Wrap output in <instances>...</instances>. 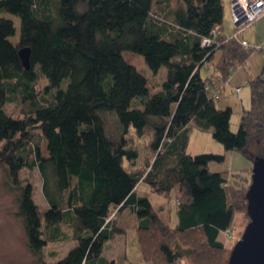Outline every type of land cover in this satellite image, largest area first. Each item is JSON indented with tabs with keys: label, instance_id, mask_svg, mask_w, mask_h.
Instances as JSON below:
<instances>
[{
	"label": "trees",
	"instance_id": "obj_1",
	"mask_svg": "<svg viewBox=\"0 0 264 264\" xmlns=\"http://www.w3.org/2000/svg\"><path fill=\"white\" fill-rule=\"evenodd\" d=\"M5 13L20 19L17 44L14 20ZM223 21V0H0V165L37 264H108L105 244L122 232L112 213L127 208L136 214L141 254L150 264H228L225 232L236 212H246L247 189L235 185L242 173L209 169L223 154L189 152L190 136L194 128L211 131L226 150L264 157L258 150L264 77L249 79L251 107L232 131L233 108L217 107L213 93L250 52L244 36L222 32L214 44H203ZM22 47L31 49L29 68ZM217 47L215 69L202 74ZM126 52L143 56L154 77L166 67L160 85L151 87ZM42 78L46 84L38 88ZM13 101L27 105L23 117L7 111ZM138 141L152 154L143 169ZM36 167L45 209L20 176ZM142 183L181 197L176 225L140 194ZM62 224L73 228L75 245L48 262L44 248L65 237Z\"/></svg>",
	"mask_w": 264,
	"mask_h": 264
},
{
	"label": "rangeland",
	"instance_id": "obj_2",
	"mask_svg": "<svg viewBox=\"0 0 264 264\" xmlns=\"http://www.w3.org/2000/svg\"><path fill=\"white\" fill-rule=\"evenodd\" d=\"M223 5L224 21L223 28H220L219 33L222 32L224 36L229 37L235 30L237 31L238 28H234L231 0H223ZM4 16L14 20L16 35L12 37L11 40L17 44L20 36V19L10 13H5ZM242 36H244L251 45H264V15L259 17L255 23L248 28L246 27L240 36L241 39ZM219 46L221 45L219 44ZM246 49L250 52V58L232 73L228 82L222 88L220 96L215 98L217 100V107L223 109L227 106H231L233 108L231 129L234 132L238 130L242 110L251 107V88L248 81L264 70V47L261 49H255L254 47ZM220 51L218 47L215 49L216 58L214 55L213 59L206 63V70L203 68L202 74H206V72L211 73L212 70L215 69L214 63L218 61L221 53ZM125 57L139 69L147 72L151 87L160 85L161 76L163 78L166 76V67L160 69L158 77L151 75V71L145 64L143 56L139 54L126 52ZM67 83L68 79L64 80L62 85L65 87ZM45 84L46 80L44 78L40 79L38 88H43ZM239 85L242 86V99L240 98V93H237L235 89V86ZM6 109L10 114L21 118L27 112V105L20 101H13L6 105ZM40 141L42 152L46 153V142H43L41 139ZM137 147L141 150V156L137 161V167L143 169L144 162L150 161L152 154L148 152L146 144L143 142L140 143L138 141ZM188 150L194 154L209 152L223 154L225 156L224 161H211L209 163V169L213 172H228L230 176L233 173L240 172L242 174H236L235 176V185L237 184V186L248 189L251 184L255 155H253L252 160L239 151L226 150L224 145L212 136L211 131H203L194 128L191 131V141ZM258 150L264 155V144L260 145ZM20 176L22 179L32 183L34 187V199L40 205L41 209L48 208L47 201L42 191V178L37 167L34 169H22ZM8 181L5 168L0 165V264H37L36 256L28 246L25 229L18 215L17 194L14 188H11ZM231 182L232 181H230V183ZM139 192L140 194L148 196L163 220L171 225L177 224V222H175L178 219L176 209L181 199L180 196H164L157 194L146 183L140 185ZM133 215V213H128L127 211L112 213L111 217L115 224H121L123 228H118L121 229L122 232L116 234L115 237L109 240L105 245L103 253L108 259V264H111L113 260L116 264H150L142 257L136 230V218ZM249 220V216L246 212H236L233 227L229 230L231 231V236L229 237L225 232V241H227L228 244L225 249L226 252L229 250L231 251L235 243L241 238ZM61 227L65 237L56 241H48L47 246L44 248V259L48 262L63 257L67 251L75 245L73 228L67 224H62ZM181 264H190V262L189 260H185V262Z\"/></svg>",
	"mask_w": 264,
	"mask_h": 264
},
{
	"label": "water",
	"instance_id": "obj_3",
	"mask_svg": "<svg viewBox=\"0 0 264 264\" xmlns=\"http://www.w3.org/2000/svg\"><path fill=\"white\" fill-rule=\"evenodd\" d=\"M23 64L30 67V47L19 50ZM252 181L246 191L249 222L233 246L228 264H264V157L253 161ZM111 264H116L113 260Z\"/></svg>",
	"mask_w": 264,
	"mask_h": 264
},
{
	"label": "built area",
	"instance_id": "obj_4",
	"mask_svg": "<svg viewBox=\"0 0 264 264\" xmlns=\"http://www.w3.org/2000/svg\"><path fill=\"white\" fill-rule=\"evenodd\" d=\"M231 10H232V16H233V23L234 28H238V30L233 32V35L231 37L239 38L242 34V32L251 26L259 17L264 15V0H231ZM219 27H216L213 29L212 36L211 37H205L203 40V44L206 46L211 45L215 42L216 36L219 33ZM241 43L246 46H254L256 49H261L264 47V45H251L249 41L246 39H242ZM264 77V73H263ZM223 87H218L213 93V97L218 98L220 96V93L222 91ZM236 92L240 93L241 87H236ZM231 231H226V234L230 237Z\"/></svg>",
	"mask_w": 264,
	"mask_h": 264
},
{
	"label": "crops",
	"instance_id": "obj_5",
	"mask_svg": "<svg viewBox=\"0 0 264 264\" xmlns=\"http://www.w3.org/2000/svg\"><path fill=\"white\" fill-rule=\"evenodd\" d=\"M245 38V37H244ZM246 39V38H245ZM247 40V39H246ZM250 43V42H249ZM263 72H264V70H263ZM263 72H261L260 74H262ZM260 74H258V75H260ZM256 76V75H255ZM235 87H241V91H242V86L241 85H239V86H235ZM241 91H240V98L242 99V97H241ZM233 92H234V89H233ZM190 141H191V136H190ZM131 212L128 208L127 209H124L123 211H121V212ZM132 213V212H131ZM134 215L133 216H135V218H136V225H137V217H136V214L135 213H133ZM175 222H177V220L175 221ZM116 226L118 227V228H123V225H121V224H116ZM106 244H107V242H106ZM105 244V245H106ZM104 249H105V247H104Z\"/></svg>",
	"mask_w": 264,
	"mask_h": 264
},
{
	"label": "bare ground",
	"instance_id": "obj_6",
	"mask_svg": "<svg viewBox=\"0 0 264 264\" xmlns=\"http://www.w3.org/2000/svg\"><path fill=\"white\" fill-rule=\"evenodd\" d=\"M232 35H233V34H232ZM232 35H230L229 37H231ZM212 44H214V43H212ZM212 44H211V45H212Z\"/></svg>",
	"mask_w": 264,
	"mask_h": 264
}]
</instances>
